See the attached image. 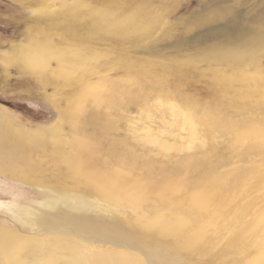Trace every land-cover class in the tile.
Masks as SVG:
<instances>
[{"label": "rangeland", "instance_id": "rangeland-1", "mask_svg": "<svg viewBox=\"0 0 264 264\" xmlns=\"http://www.w3.org/2000/svg\"><path fill=\"white\" fill-rule=\"evenodd\" d=\"M38 1L23 8L0 0V115L26 130L28 139L47 128L42 138L50 141L46 154L32 157L29 180L0 173V238L11 234L15 239L9 247L21 246L11 261L28 264L53 257L54 264H84L114 257L121 264H264V138L249 132L255 120L264 131V0H117L122 5L105 10L110 21L119 18L121 25L111 28L103 19L93 29L83 28V43L67 37L69 23L52 31L33 19L63 15L64 22L82 13L80 21L88 25L90 6L102 9L109 0H86L80 9H72L78 0ZM27 38L55 52L79 50L81 42L88 58L68 65L71 73L65 75L56 73L55 58L35 68L20 55L29 50ZM227 55L238 56V64L226 62ZM250 91L260 98L246 97ZM69 111L76 114L74 123ZM205 120L216 124L208 130ZM238 129L246 130L240 140ZM148 133L173 148L148 143ZM55 136L61 146L55 145ZM78 141L89 147L84 157L99 172L121 169L147 183L173 177L168 181L177 182L179 192L159 203L150 199L146 211L152 214L190 204L196 177L214 172L212 180L228 196L202 250L157 259L150 256L152 246L137 245L143 225L129 223L132 211L106 203L64 161ZM256 172L259 177L252 178Z\"/></svg>", "mask_w": 264, "mask_h": 264}, {"label": "bare ground", "instance_id": "bare-ground-1", "mask_svg": "<svg viewBox=\"0 0 264 264\" xmlns=\"http://www.w3.org/2000/svg\"><path fill=\"white\" fill-rule=\"evenodd\" d=\"M10 1L13 2L14 4H16L17 6H20L23 8H27V5H30L29 7L39 5L38 0H10ZM41 1L42 0H40V2ZM96 1L99 2L98 0H96ZM28 2H29V4H28ZM87 3H88V1H86V0H78L72 9H75V8L80 9V7L82 8L83 6L84 7L87 6L88 5ZM107 3H109V6L105 5L106 7L102 8V9L97 8V6H94V7L90 6V9H92L90 11L91 12L90 15H92V17H91L92 19L90 18L91 19L90 23H89V21L87 23L84 22L85 24H88V25H84V24L82 25L83 21H80V19L83 17V16H81L82 13L81 14L77 13V15L75 17L74 16L65 17L64 19H66V20L64 22L62 20L63 15H61L59 17L60 19L59 18L58 19H54V18L49 19L48 17L46 18L45 15H43V16L36 15L35 18L33 16V18H34L33 20L35 21L36 26L41 27L44 25L47 30L50 28L52 31H54L53 29L59 30L58 27L65 26V25H63L65 22H66V24L69 23V25L71 24V26L69 29H67L68 27L66 28L67 37L69 39H72V41H75L73 39H78L80 41L83 39L82 38V34L84 32V31L82 32L83 28H86L87 30L93 29L94 26L97 27L98 23L100 21H102L103 19L110 24L109 26L111 28L118 27L121 25V23H122L121 19L118 18V19H114L113 21H110L111 18L108 16V14H106L107 10L113 9L114 5L116 6L119 3V1L109 0V2H107ZM42 4H45V3H42ZM97 4H99V3H97ZM119 4H121V2ZM125 6H126L125 8L129 7V9H132V7L129 6V4H126ZM96 8H97L98 15L96 14L97 17H93V13L96 12V11H94V9H96ZM105 9H107V10H105ZM135 10L136 9H134V12H135ZM136 12L138 13V10ZM72 14H73V12H72ZM65 15H66V13H65ZM67 15H70V14H67ZM77 21H80L81 25H77ZM58 23H60V24H58ZM124 23H126V22H124ZM99 25H101V24H99ZM47 30L45 31L46 34H48ZM61 30H59V31H61ZM38 31L40 32V30H38ZM63 32H64V30H63ZM42 33H44V32L42 31ZM47 37H48V35H47ZM63 37H64V35H63ZM38 38H40V36ZM69 39H68V41H69ZM27 40H28V47H26V49L25 48L24 49L27 50V48H29V50H27L25 53L20 54V55H23L21 57H23L22 60H24L25 64L28 63V65H31L32 67H35V68H41V69L45 68L50 64L51 60L55 58L58 61V65H59L57 67L58 69L56 70L57 71L56 73L59 75H63V74L65 75L67 73L68 74L71 73V71L66 70L68 65L73 67L77 63L83 64L84 62H86V60L88 58L87 53L84 54L86 49H84V47H82V44L80 45L81 42L77 43L78 46L81 47L79 50H72V49L68 48V49H66V51L61 50L59 52H55L52 47H49V45L46 46V44L45 45L42 44V42H40V40H36V39H32V38H27ZM51 40H53V39H51ZM85 40H87V39H85ZM261 42H262V39H261ZM82 43H83V40H82ZM21 48H22V46H21ZM18 49L19 48L17 47V50ZM18 54H19V52H18ZM15 55H16V53H15ZM232 56H234V57H232ZM232 56L231 55L230 56L227 55L226 57L224 56V60L230 64H233V65H234V63L238 64V62H239L238 56H235V55H232ZM226 62H224V63H226ZM254 94H256L257 96H255ZM245 96L246 97L255 96V97L260 98L258 93L253 92V91L251 92L250 95H245ZM238 104L241 105L240 102H238ZM261 105L263 106L262 112L264 113V99H263V104H261ZM247 108L238 109L237 110L238 114L245 113L247 111ZM252 108H253V106H252ZM67 112H63L61 114V119H64ZM68 115L70 116V118H72V121L70 120V122L74 123L73 122L75 119L74 116L76 114L69 111ZM189 119H190L189 121L192 120L191 118H189ZM185 121H186V118H185ZM189 121H187V123ZM255 121H257V120H255ZM255 121L252 124V126L249 127L250 134H252V133L255 134L254 137H256V138H260V137L264 138V131L259 129L260 124L258 123L256 125ZM199 122H200V120H199ZM215 122H212V120H210V121L205 120L204 126L208 130H210V127L216 124ZM190 123L189 124H190L191 128L195 130L196 128L194 127L193 121H191ZM262 123L264 124V121H262ZM217 126L221 129V123H220V125L217 124ZM238 126L240 127V125H236V127L235 126L234 127L237 128ZM224 127H225V130H228L231 128V127H229V125H227V127H226L225 124H224ZM36 132L37 133L33 137H29V139H28L26 134H25V133H27L26 130L13 127L10 124V122H6V120H4L0 115V173L5 174V175H9L14 179L15 178H17V179L18 178H22V179L24 178V179L29 180L31 178L30 174H32V171H34V169H35V166L32 164V157L34 155H36L37 153H41L43 155L46 154L47 153L46 149L48 147V142H46V141H49V140H47V138H46V141H44L45 138L44 139L42 138V136H44V134L46 132H48L47 128H39L36 130ZM235 132H236L235 136H237V138L239 140H240V137L242 139L244 137V135L246 134V130L241 131V129H238L237 131L235 130ZM149 133L147 134V139H146V141L148 143L158 145L161 148H163L164 150L173 148V146L160 141L158 138L153 137L154 135L152 136V134H149ZM193 133H194V135H196L195 132H193ZM14 134H17V136L21 140L17 141ZM24 140L27 141V143ZM54 141H55L54 142L55 145H57V146H61L63 144V141L57 137ZM75 143L76 144H75L74 154H72L71 156L67 155L66 158L64 156V158H65L64 161L67 163V166L69 167L71 172L78 177H81V176L84 177L86 183L93 190H95L96 194H98V196L100 198H102L106 203H109L111 206L115 207L116 209L128 208L132 211L133 218L130 219L129 223L131 222L132 226L134 225L137 228L139 227L140 224L143 225L142 226L143 229H141V231L139 230L140 232L137 233L139 235L140 241L134 240V242L137 243V245L140 244L143 246H146V245L152 246V250L150 252L151 253L150 256L152 258L158 259L159 257H161V258L168 259L169 255L171 253H178V254H181L183 252L196 253V252H200L202 250L203 238L206 235L209 227H211L213 225L215 218H217L221 215V213L224 209V206L227 202V196H228L227 193L224 192L223 188L220 190L219 183L212 180L214 172H205L203 174L201 173V176L198 174L199 176L196 177V180L193 183L196 187H198V189L194 193L190 194V196L187 200V202H189L190 204H188V205L185 204L186 207H185V205H178L174 210L167 211L166 213L152 214V213H148L146 211V204L148 203V201L150 199H155L159 203L160 201L164 200L169 195H172L178 191V189H177L178 183L175 181H168V180L172 179L173 177L167 179L165 177H168V176H163L165 179L160 178L155 183H147V182H140L139 180L136 179L137 178L136 176H135L136 178H134V177L130 176V172L125 173L121 169H116L110 173H108L107 171L99 172V171L93 169L94 167L93 168L89 167V165H88L89 159H86V157H84V153L88 151L89 147L85 143H82L79 141L75 142ZM87 155L90 156L89 154H87ZM95 163H96V161H95ZM133 167H136V163H133ZM127 169L128 168H126V170ZM165 174H166V172H165ZM160 175H161V172H160ZM203 177L205 178L206 181H203ZM258 177L259 176H258L257 172L254 173L252 176V178H258ZM155 179H157V178H155ZM257 219L253 222H256ZM137 228H135V229L137 230ZM139 228H141V227H139ZM118 229H119V227H118ZM121 229H122V231L125 230L122 227H121ZM88 230H89V228H88ZM112 230H111V233L113 234L114 231H112ZM117 231H116V233H119ZM116 235L118 236V234H116ZM119 235H120V237L122 236L121 233H119ZM123 235L126 236L125 234H123ZM12 239H15V238L11 234L6 235L4 237V239L0 238V264H14L12 262L13 256L17 253V251L20 249L21 246L17 245V244H13L12 249H11L8 244L12 243ZM127 239H128V237L126 239L124 237V240L123 239H120V240H123V241L126 240V242L127 241L129 242V240H127ZM168 239H172L171 240L172 243L169 242V243H171L170 245L165 244L166 240H168ZM122 243H125V242H122ZM111 257H113V256H111ZM51 258H53V257H51ZM51 258L42 259V260L36 261L35 263L30 262L28 264H54V263H51V260H52ZM257 259H260V257ZM74 260L76 261V259H74ZM121 261L114 259V257H113V259L95 258L94 260L86 261L84 264H121ZM254 262H255V260L254 261L251 260L249 262V264H254ZM24 264H27V262H25ZM246 264H248V263H246Z\"/></svg>", "mask_w": 264, "mask_h": 264}]
</instances>
